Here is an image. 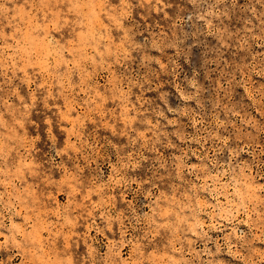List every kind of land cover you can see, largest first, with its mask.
Here are the masks:
<instances>
[{
	"label": "rangeland",
	"instance_id": "1",
	"mask_svg": "<svg viewBox=\"0 0 264 264\" xmlns=\"http://www.w3.org/2000/svg\"><path fill=\"white\" fill-rule=\"evenodd\" d=\"M56 5L0 0V264H264V0Z\"/></svg>",
	"mask_w": 264,
	"mask_h": 264
},
{
	"label": "snow or ice",
	"instance_id": "2",
	"mask_svg": "<svg viewBox=\"0 0 264 264\" xmlns=\"http://www.w3.org/2000/svg\"><path fill=\"white\" fill-rule=\"evenodd\" d=\"M41 2L43 3L44 0H41ZM45 6H50V5H45ZM57 7H62L63 6V0H57ZM69 11H71V8H69Z\"/></svg>",
	"mask_w": 264,
	"mask_h": 264
}]
</instances>
